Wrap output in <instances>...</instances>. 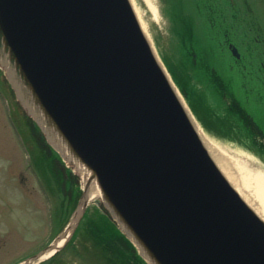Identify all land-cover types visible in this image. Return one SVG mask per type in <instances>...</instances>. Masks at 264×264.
<instances>
[{"label": "water", "instance_id": "1", "mask_svg": "<svg viewBox=\"0 0 264 264\" xmlns=\"http://www.w3.org/2000/svg\"><path fill=\"white\" fill-rule=\"evenodd\" d=\"M0 67L83 179L69 231L19 264L67 242L94 188L148 264H264V219L199 135L131 0H0Z\"/></svg>", "mask_w": 264, "mask_h": 264}, {"label": "trees", "instance_id": "2", "mask_svg": "<svg viewBox=\"0 0 264 264\" xmlns=\"http://www.w3.org/2000/svg\"><path fill=\"white\" fill-rule=\"evenodd\" d=\"M195 3L190 14L168 1L172 46L161 53L162 59L202 126L218 137L239 143L264 159V100L253 93L257 83L252 80L256 78L248 83L249 88L240 87V91H236L239 85H235L233 77L212 63L210 58L213 56L215 38L206 29L203 35V0ZM224 11L222 17L230 27L231 24L227 23L228 19L232 21L230 10L225 8ZM214 21L211 28L215 31ZM204 56L210 60L204 61ZM16 114L15 127L28 148L38 177L45 181L49 189L54 182L58 189L55 191L62 197L63 191L65 194L70 186L76 187L63 202V214L67 216L80 195L77 177L64 166L33 120L20 115L18 111ZM218 128L223 129L218 131ZM72 240L81 242L83 248H86L87 242L91 243L102 251L108 264H146L108 212L101 207L89 206L86 209Z\"/></svg>", "mask_w": 264, "mask_h": 264}, {"label": "rangeland", "instance_id": "3", "mask_svg": "<svg viewBox=\"0 0 264 264\" xmlns=\"http://www.w3.org/2000/svg\"><path fill=\"white\" fill-rule=\"evenodd\" d=\"M131 2L141 25L162 60L161 53L172 46L171 20L165 10L166 1L150 0L152 5L147 0H131ZM175 2L179 9L186 10V13L194 8L193 0H175ZM247 2L253 6V9L255 8L259 21L264 27V8H262L264 0H247ZM234 3L244 7L242 0H234ZM206 4V0H203V9ZM204 19L206 17L203 14V35L206 28ZM259 42L264 49V37ZM211 55H213L212 63L222 68L235 63L219 47L215 48ZM240 62L245 63V59H241ZM234 79L237 82L239 75L235 73ZM6 96L0 84V264H13L27 255L38 253L49 245L56 235H64L69 231L66 226L63 227L67 219L66 214H63V202L71 196L76 187L70 186L65 194L63 191L62 197L55 191L58 189L54 182L50 187L54 191L48 192L46 184L34 174L29 166L30 158L23 149L21 139L10 119L9 115L10 113L14 115V111ZM14 118L16 120L18 118L16 113ZM199 126L217 145L219 153L223 156L228 173L220 164L219 166L225 175L257 213L264 217V159L238 143L212 136L200 123ZM80 184H83L81 176ZM100 200L99 195L95 194L89 200V204L100 205ZM67 221L69 222L70 218ZM88 257L94 264H98L97 261L106 264L102 251L91 248ZM57 258L59 260L55 264H87L80 257L75 260L72 250L69 249H64Z\"/></svg>", "mask_w": 264, "mask_h": 264}, {"label": "bare ground", "instance_id": "4", "mask_svg": "<svg viewBox=\"0 0 264 264\" xmlns=\"http://www.w3.org/2000/svg\"><path fill=\"white\" fill-rule=\"evenodd\" d=\"M149 4H151L150 0H147ZM152 5V4H151ZM144 29V28H143ZM145 30V29H144ZM146 32V31H145ZM148 35V34H147ZM180 97V96H179ZM181 98V101L183 102V105L185 106V108L187 109V111L189 112L188 110V107L187 105L185 104L182 96L180 97ZM190 114V112H189ZM192 118V116H191ZM194 120V118H193ZM197 130L199 132V135L201 136V138L204 140V142L206 143L209 151L211 152L212 156L215 158V160L217 161L218 164H220L226 171H227V167H226V163L224 161V158L223 156L219 153V150H218V147L217 145H215V143H213L204 133L203 131L200 129V127H197ZM228 173V171H227ZM97 188H94L92 191H91V196L97 194ZM243 196V195H242ZM244 198V197H243ZM245 199V198H244ZM251 201V200H250ZM249 203V202H248ZM262 218L264 219V217L262 216ZM62 240H59L58 241V244H61Z\"/></svg>", "mask_w": 264, "mask_h": 264}, {"label": "flooded vegetation", "instance_id": "5", "mask_svg": "<svg viewBox=\"0 0 264 264\" xmlns=\"http://www.w3.org/2000/svg\"><path fill=\"white\" fill-rule=\"evenodd\" d=\"M237 65V67H240V66H242V67H247V64H245V63H238V64H236ZM260 67H261V71H263L264 72V60H262L261 62H260ZM264 74V73H263ZM55 261V260H54Z\"/></svg>", "mask_w": 264, "mask_h": 264}]
</instances>
